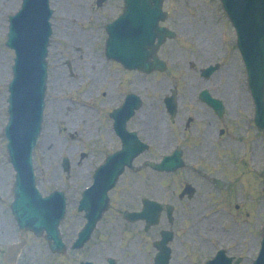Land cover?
Instances as JSON below:
<instances>
[{"label":"rangeland","instance_id":"obj_1","mask_svg":"<svg viewBox=\"0 0 264 264\" xmlns=\"http://www.w3.org/2000/svg\"><path fill=\"white\" fill-rule=\"evenodd\" d=\"M74 1L76 0H52V5L57 10V18H55L56 36L50 52L52 88L48 98L50 106L47 109L43 143L37 148L35 155L41 191L48 193L55 189H61L70 195L68 214L61 225V232L63 233L64 240L68 244L70 243V239L74 240L77 237V234L85 224V220L82 217L84 214L78 211L80 192L90 184L94 164L102 161V152L107 151L109 147L107 145L108 125L106 124L104 126L102 114H98L91 109L94 103L90 104L88 99L90 98L91 90L94 96H101V93L104 91L103 88L105 87L103 82H107L101 81L111 71L107 67L104 59H102V45L98 43L100 35L99 28L83 26L85 25L83 21L88 18L89 14H92L94 18L96 17L91 6L92 1L84 0L79 6L75 5ZM20 3L21 0H0V223L2 221L7 223L8 221L10 224L11 221L14 228L15 222L9 215V204L12 201L11 188L13 177L11 175H13V171L6 161V141L3 137L2 129L7 119L4 109L5 101L8 97L7 86L12 79L11 67L13 62V54L5 46L8 31L7 19L10 14L20 7ZM66 16L67 19L64 20ZM205 20L201 21L200 24ZM212 23L216 24L213 28L209 27L210 30L212 29V34L202 35L187 31L182 32L188 37V41L184 42L179 40L180 44L177 43L175 46L176 54L174 55L172 53V57L175 58L174 60L177 64L183 61L185 53L187 52L186 49H196V44L192 36H195L201 41L197 43L202 49L200 53L202 58L213 61L217 60L220 55L223 56L224 53L220 47L221 30H219L220 27L223 29V24L217 18L216 23L215 19H208L205 25L208 27ZM219 23L222 25L220 26ZM226 30L229 31L228 27ZM80 36L84 38V41H81L80 49L77 50V39ZM96 59L105 66L106 70L101 72L99 76L101 80H99V87L95 86L92 88L94 81L98 80L97 72L93 69L95 65L93 60ZM67 61H71L73 64L75 69L73 76L69 75L65 67ZM233 62L231 54L228 62L231 68H233ZM239 68L240 63H237V71ZM241 71L242 75L236 73V79L241 80H235L233 82H236V89L228 91L232 106V113L229 115V120L234 121L232 123L230 122V125L236 136L241 138L236 142L237 146H234L236 152L234 153L237 154L240 152L241 154L246 148H254L255 154L253 157L255 156L258 164H260L264 155V139L260 135L257 137L254 132L249 142L244 138L249 131L247 123H244V118L247 115L248 110L246 109V105L250 103V97L245 93L247 89L243 85L242 65ZM58 79L60 80L58 81ZM65 83L67 85H64ZM86 85L87 87L83 88ZM153 87H155V83L152 82L151 88ZM106 90L104 92L107 93ZM63 99L68 100L64 102L62 101ZM107 100H110L109 95H107ZM238 104L239 106L237 108ZM100 117L102 119L101 121H99ZM237 121L238 124H235ZM252 131H255L254 128ZM49 139H52L53 143L46 146ZM197 145L201 146V151L200 148L195 149ZM204 145L200 140H196L195 142L191 141L188 150L191 153L190 156H186L188 158L187 163H194L196 160H208L209 162H204L203 165H207L208 168L213 169L212 163L214 161L221 162V165L223 163L228 165V163L231 164L232 162H228L229 160L236 159L235 157L229 159L227 155H224L226 152L215 153L219 150V145L214 141L209 144L205 142ZM82 153H86L85 156H82ZM198 154H200V158L192 157ZM65 157H68L71 161V172L69 175L63 169V159ZM199 169L203 170L207 168L205 166V168ZM249 170H251L250 167ZM209 171L212 170L209 169ZM182 173L186 176L185 179L195 176L190 172ZM125 177L122 179V183L119 185V191L113 199L116 202H113L112 213L110 212L99 224L96 232L93 233L92 240L87 244L85 249L78 253L79 255L67 253L65 259L67 264H78V260L81 259H91L95 263H102L103 259H107V255L118 256L122 261L121 264L151 263V243L158 236L157 231L159 228L145 234V240L147 241H144L142 227L125 224L120 219V212L125 209H130L133 205V195L130 191L127 192L125 190L124 192L123 190L131 187L129 183L130 177ZM180 177L182 176L180 175ZM145 178L146 180L148 179L146 183L149 186H156L154 181L155 177L152 179V175L148 170L145 173ZM167 179L170 180L167 176H161L163 186L167 185L165 183ZM200 179L194 178L193 181L201 184L200 193L203 194H198L196 199L191 202H185L183 205L185 208H179L176 213L177 221L175 227L182 235L179 239L182 240L183 238L181 229L185 226H190L192 227L193 234L190 235L191 246L189 245L187 249H192L195 252L194 257L198 261L205 258L206 254L211 256L214 251V246L226 242L227 244H231L229 247H233V250H230L231 254L236 255L242 252V264H252L254 253L259 249V244H257V239L259 238V223L264 216V200L260 193V185L257 187V196L254 197L253 195L251 197L248 194L238 196L233 201L235 205H238V208H236L232 203H221L216 197L217 192L212 188L210 189L208 183ZM163 188L166 187H162V193L164 195L165 190ZM210 199L215 200V203ZM213 211L217 212L213 214ZM204 213L213 214L212 219L209 220L215 222L211 224L216 225L218 234L212 235L206 228L207 225L205 224L208 223V219L205 220L201 216ZM199 220H202V223ZM222 225L229 229L227 228L226 231H222ZM0 233V264H4L2 256L5 245L17 240L20 233L17 230L9 238L5 237L1 231ZM23 238L27 239L28 245L17 264H61L62 257L51 252L44 236L38 238L30 234H23ZM177 245L182 249L183 244L178 242ZM201 248L205 251H202ZM178 252L177 258L175 257L177 261L175 264H186V261L180 255L181 251Z\"/></svg>","mask_w":264,"mask_h":264},{"label":"water","instance_id":"obj_2","mask_svg":"<svg viewBox=\"0 0 264 264\" xmlns=\"http://www.w3.org/2000/svg\"><path fill=\"white\" fill-rule=\"evenodd\" d=\"M42 5L46 0H26L25 10L15 22L12 33L11 45L18 49L20 44L14 43L13 35L15 31L28 30L29 18L34 15L36 4ZM48 18V10L44 9ZM42 36L36 35L29 40L26 50L23 54L32 53L36 62L31 55H21L17 67V79L13 85V96L10 100L12 107H16L13 112V122L8 129V136L11 140L9 148L12 154L18 174L17 184V210H31L34 201L38 200V192L35 190L33 169L31 167V153L35 146L33 140V131L38 130V119L40 122L43 109V95L45 90L46 65L44 57L46 55V41L50 34L49 25H44ZM31 220H25V223ZM264 255V252H263Z\"/></svg>","mask_w":264,"mask_h":264},{"label":"bare ground","instance_id":"obj_3","mask_svg":"<svg viewBox=\"0 0 264 264\" xmlns=\"http://www.w3.org/2000/svg\"><path fill=\"white\" fill-rule=\"evenodd\" d=\"M51 143H53V142H52V139H49V140H48V143L46 144V146H47V145H50Z\"/></svg>","mask_w":264,"mask_h":264},{"label":"flooded vegetation","instance_id":"obj_4","mask_svg":"<svg viewBox=\"0 0 264 264\" xmlns=\"http://www.w3.org/2000/svg\"><path fill=\"white\" fill-rule=\"evenodd\" d=\"M220 172H221V174H223V173H224V171H223V170H221Z\"/></svg>","mask_w":264,"mask_h":264}]
</instances>
